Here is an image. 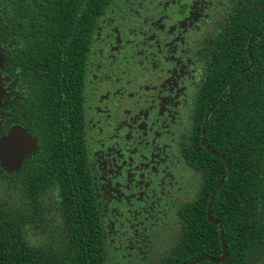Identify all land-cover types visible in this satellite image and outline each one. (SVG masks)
<instances>
[{
	"label": "flooded vegetation",
	"instance_id": "obj_1",
	"mask_svg": "<svg viewBox=\"0 0 264 264\" xmlns=\"http://www.w3.org/2000/svg\"><path fill=\"white\" fill-rule=\"evenodd\" d=\"M85 1L0 0V190L55 210L75 179L105 264H160L211 168L210 47L251 0H108L91 29Z\"/></svg>",
	"mask_w": 264,
	"mask_h": 264
},
{
	"label": "trees",
	"instance_id": "obj_2",
	"mask_svg": "<svg viewBox=\"0 0 264 264\" xmlns=\"http://www.w3.org/2000/svg\"><path fill=\"white\" fill-rule=\"evenodd\" d=\"M107 1H85L86 29L92 28ZM241 9L235 1L230 22L210 47L220 58L212 65L213 107L203 128L205 150L198 145V153L211 168L203 164L204 182L192 209L196 211L186 213L188 225L179 244L160 264L222 256L221 227L206 215L220 181L211 217L223 228L227 258L196 264H264V3L251 0L246 8L251 18L245 16L244 28L239 25ZM57 39L62 44V37ZM52 184L69 196L66 201L60 195L55 210V205L35 206L28 193L20 204L13 180L4 193L0 190V264H105L106 244L86 194L75 179L70 185ZM34 235L37 241L29 239Z\"/></svg>",
	"mask_w": 264,
	"mask_h": 264
},
{
	"label": "water",
	"instance_id": "obj_3",
	"mask_svg": "<svg viewBox=\"0 0 264 264\" xmlns=\"http://www.w3.org/2000/svg\"><path fill=\"white\" fill-rule=\"evenodd\" d=\"M217 156V154H215ZM221 158H224L221 156ZM227 162V161H226ZM227 165H228V162H227ZM222 184V181H220L219 185L215 188V190L213 191L211 197H210V202H209V205H208V208H207V212H206V215H207V218L209 221L213 222L214 224L216 225H219L221 227V233H220V237H221V246H222V256L219 257V258H211V257H201L197 260H193V261H190L186 264H196V263H199V262H202V261H210V262H213V263H221L223 261H225V259L227 258V250H226V245L224 243V240H223V237H224V231H223V228L222 226L220 225V223L216 220H214L212 217H211V207H212V201H213V198H214V194H215V191L217 190V188Z\"/></svg>",
	"mask_w": 264,
	"mask_h": 264
},
{
	"label": "rangeland",
	"instance_id": "obj_4",
	"mask_svg": "<svg viewBox=\"0 0 264 264\" xmlns=\"http://www.w3.org/2000/svg\"><path fill=\"white\" fill-rule=\"evenodd\" d=\"M29 239H32L33 241H35V237L30 236ZM107 264H110V262L108 261Z\"/></svg>",
	"mask_w": 264,
	"mask_h": 264
}]
</instances>
